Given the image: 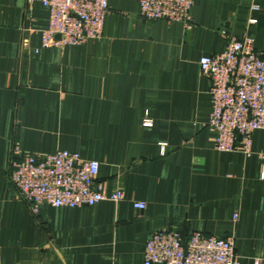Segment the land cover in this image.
I'll use <instances>...</instances> for the list:
<instances>
[{
	"label": "crops",
	"instance_id": "crops-1",
	"mask_svg": "<svg viewBox=\"0 0 264 264\" xmlns=\"http://www.w3.org/2000/svg\"><path fill=\"white\" fill-rule=\"evenodd\" d=\"M108 1L100 37L43 48L48 7L0 0V264H143L160 228L232 237L240 264H264V131L250 155L215 150L198 65L226 35L264 51V0H192L190 27ZM14 145L97 160L124 197L33 213L9 177Z\"/></svg>",
	"mask_w": 264,
	"mask_h": 264
},
{
	"label": "built area",
	"instance_id": "built-area-1",
	"mask_svg": "<svg viewBox=\"0 0 264 264\" xmlns=\"http://www.w3.org/2000/svg\"><path fill=\"white\" fill-rule=\"evenodd\" d=\"M49 9L41 47L83 44L101 36L109 9L108 0H41ZM139 14L148 20L181 22L190 26L192 0H137ZM223 51L198 59L201 73L209 78L211 112L205 126L217 151L252 153V135L264 131V51L254 39L226 35ZM149 122L148 119H145ZM163 149L164 143H161ZM263 160L264 145L260 152ZM99 162L77 152L22 151L13 147L9 177L29 209L40 206L82 207L101 200L119 201L124 193L108 191L98 178ZM143 209V202H133ZM143 264H240L232 237L191 231L183 237L177 229L160 228L145 242Z\"/></svg>",
	"mask_w": 264,
	"mask_h": 264
},
{
	"label": "rangeland",
	"instance_id": "rangeland-1",
	"mask_svg": "<svg viewBox=\"0 0 264 264\" xmlns=\"http://www.w3.org/2000/svg\"><path fill=\"white\" fill-rule=\"evenodd\" d=\"M142 17V16H141ZM143 18V17H142ZM145 20H148V19H145ZM172 23V22H171ZM191 26V25H190ZM190 26H187V27H190ZM102 34V33H101Z\"/></svg>",
	"mask_w": 264,
	"mask_h": 264
}]
</instances>
